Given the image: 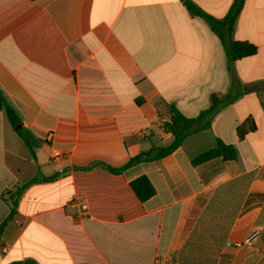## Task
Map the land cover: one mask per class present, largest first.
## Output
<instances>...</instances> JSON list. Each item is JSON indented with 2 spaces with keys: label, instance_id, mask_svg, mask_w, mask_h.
Instances as JSON below:
<instances>
[{
  "label": "crops",
  "instance_id": "crops-1",
  "mask_svg": "<svg viewBox=\"0 0 264 264\" xmlns=\"http://www.w3.org/2000/svg\"><path fill=\"white\" fill-rule=\"evenodd\" d=\"M191 1L222 19L235 0ZM233 39L257 54L229 66L185 0H0V94L37 142L35 158L0 110V226L10 193L37 181L0 264H264V0H245ZM236 93L168 156L119 175L80 169L169 145L161 102L194 118ZM247 119L256 130L240 138ZM218 140L237 158L192 163ZM142 175L156 189L146 202L129 186Z\"/></svg>",
  "mask_w": 264,
  "mask_h": 264
},
{
  "label": "trees",
  "instance_id": "trees-1",
  "mask_svg": "<svg viewBox=\"0 0 264 264\" xmlns=\"http://www.w3.org/2000/svg\"><path fill=\"white\" fill-rule=\"evenodd\" d=\"M244 2L245 0H235L233 5L229 9L228 14L224 18L218 19L205 12L193 1L185 0V6L187 7V10L191 13V15L203 18L208 23L211 31L215 33L220 39L226 49L227 61L229 66H231L233 62L239 59L255 56L258 52V48L255 44L247 41H237L233 39V33L237 18L243 8ZM240 96H242V93H236L224 98H220L217 95L213 94L211 95L210 106L194 118H188L184 116L174 104L161 102L158 104L160 110L159 114L161 117L169 118V122L165 125V130L171 133L173 138L172 142L169 145H153L150 151L132 157L126 164L121 167H112L103 163H92L91 165L80 169L83 171H88L100 166L109 173L119 175L136 164L149 162L168 156L179 149L190 135L209 129L210 122L208 121V119L225 104L233 102ZM0 110L5 112L7 118L15 128L18 135L21 137L27 147H29L33 156L36 158V140L33 138L30 132L23 127L17 111L7 102L2 94H0ZM255 130L256 125L252 119H247L237 128V132L240 138H244L246 134ZM237 156L238 151L233 145H228L222 140H218L215 148L207 150L202 154L196 156L192 160V163L194 165H199L218 157H222L225 160H233L237 158ZM55 178H57V176L51 179L54 180ZM35 182L37 181L32 180L27 184L18 187L14 192L10 193L8 199H6L11 207V211L8 218L0 226V237L3 233L4 227L16 213V208L18 206L21 195L27 187ZM129 186L138 200L141 202H146L156 194L155 187L151 183L150 179L145 175L132 180L129 183ZM11 264L36 263L29 260L25 262H14Z\"/></svg>",
  "mask_w": 264,
  "mask_h": 264
},
{
  "label": "built area",
  "instance_id": "built-area-1",
  "mask_svg": "<svg viewBox=\"0 0 264 264\" xmlns=\"http://www.w3.org/2000/svg\"><path fill=\"white\" fill-rule=\"evenodd\" d=\"M169 122V118L167 117H161L160 118V123L162 126L165 127V125ZM60 158H63V153L59 150H56L55 153H54V156H53V159H60ZM74 204H77L78 202L75 200L73 201ZM81 209H82V214H84L85 211H87L88 209V205L86 203H81ZM84 216V215H83Z\"/></svg>",
  "mask_w": 264,
  "mask_h": 264
}]
</instances>
